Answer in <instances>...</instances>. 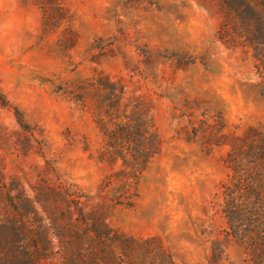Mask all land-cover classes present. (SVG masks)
I'll list each match as a JSON object with an SVG mask.
<instances>
[{
	"label": "rangeland",
	"instance_id": "obj_1",
	"mask_svg": "<svg viewBox=\"0 0 264 264\" xmlns=\"http://www.w3.org/2000/svg\"><path fill=\"white\" fill-rule=\"evenodd\" d=\"M69 23L47 28L36 0H0V158L23 186L46 163L65 183L94 195L111 167L94 117L90 78L108 76L141 96L161 138L160 153L139 177L132 206H112L107 223L155 236L175 264H209L210 240L225 228L221 158L180 135L185 105L220 116L224 133L264 122V98L249 53L222 37L221 0H61ZM74 37V42L69 38ZM7 102L10 107H2ZM18 110L25 129L16 122ZM200 112V111H199ZM118 166L115 167V169ZM219 264H239L229 245Z\"/></svg>",
	"mask_w": 264,
	"mask_h": 264
},
{
	"label": "trees",
	"instance_id": "obj_2",
	"mask_svg": "<svg viewBox=\"0 0 264 264\" xmlns=\"http://www.w3.org/2000/svg\"><path fill=\"white\" fill-rule=\"evenodd\" d=\"M36 1L45 27L69 23L61 0ZM221 4V35L233 49L251 55L264 98V0ZM86 90L96 101L94 117L103 136L97 159L111 172L89 195L63 182L48 163L36 182L23 186L18 177L6 175L0 158V264H175L158 237L128 235L107 223L112 206H132L140 175L160 153L150 102L127 95L121 83L102 74L90 78ZM184 107L183 140L205 152L227 147L221 161L228 174L216 194L225 228L209 241L208 263L219 264L232 244L239 250V264H264V122L242 134L224 133L220 116L201 111L198 102ZM13 109L19 127L34 139L33 129H25Z\"/></svg>",
	"mask_w": 264,
	"mask_h": 264
}]
</instances>
